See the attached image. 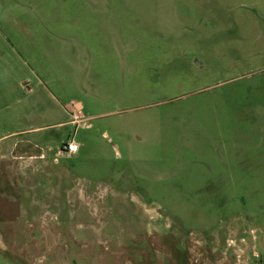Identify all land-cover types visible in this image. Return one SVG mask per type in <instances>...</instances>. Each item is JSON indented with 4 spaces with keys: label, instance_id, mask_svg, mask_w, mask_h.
Returning <instances> with one entry per match:
<instances>
[{
    "label": "rangeland",
    "instance_id": "obj_1",
    "mask_svg": "<svg viewBox=\"0 0 264 264\" xmlns=\"http://www.w3.org/2000/svg\"><path fill=\"white\" fill-rule=\"evenodd\" d=\"M0 264H264V0H0Z\"/></svg>",
    "mask_w": 264,
    "mask_h": 264
},
{
    "label": "built area",
    "instance_id": "obj_2",
    "mask_svg": "<svg viewBox=\"0 0 264 264\" xmlns=\"http://www.w3.org/2000/svg\"><path fill=\"white\" fill-rule=\"evenodd\" d=\"M74 117L81 118L79 114H74ZM80 145L75 140H68L64 142L61 146L60 151L68 156H74L78 153Z\"/></svg>",
    "mask_w": 264,
    "mask_h": 264
},
{
    "label": "crops",
    "instance_id": "obj_3",
    "mask_svg": "<svg viewBox=\"0 0 264 264\" xmlns=\"http://www.w3.org/2000/svg\"><path fill=\"white\" fill-rule=\"evenodd\" d=\"M77 105H79V108H77V109L80 110L81 107H82V105H81L80 103H78V102L76 103V106H77ZM79 113H80V111H79ZM80 114H81V113H80ZM79 145H80V144H79Z\"/></svg>",
    "mask_w": 264,
    "mask_h": 264
},
{
    "label": "flooded vegetation",
    "instance_id": "obj_4",
    "mask_svg": "<svg viewBox=\"0 0 264 264\" xmlns=\"http://www.w3.org/2000/svg\"><path fill=\"white\" fill-rule=\"evenodd\" d=\"M124 52V51H123ZM123 55H124V53H123Z\"/></svg>",
    "mask_w": 264,
    "mask_h": 264
}]
</instances>
